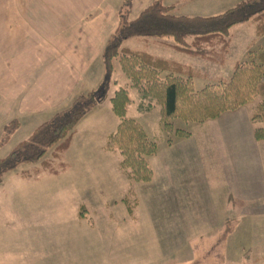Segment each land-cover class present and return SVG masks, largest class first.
Wrapping results in <instances>:
<instances>
[{
	"label": "rangeland",
	"instance_id": "obj_1",
	"mask_svg": "<svg viewBox=\"0 0 264 264\" xmlns=\"http://www.w3.org/2000/svg\"><path fill=\"white\" fill-rule=\"evenodd\" d=\"M132 1L129 0L130 4ZM176 1L179 6L171 11L175 16L212 17L233 7L236 0H214L217 6H206L208 0H166L165 5ZM126 4L125 0L122 6ZM130 14L126 16L128 20ZM157 44L152 40L131 39L124 47L202 72L208 80H195V90L211 81L230 78L234 64L248 60L249 50L264 51V38H256L255 28L242 24L231 29L223 66L158 48ZM112 67L113 73L106 86L101 87L103 90L100 88L104 82L103 62L96 60L87 71L81 91L101 90L95 93V105L77 124L69 149L63 154L67 169L58 176L43 171L36 176L34 170H39L40 163L25 164L3 177L0 264H218L216 255L224 257L219 264H264V213L245 214L240 222L217 221L215 213L207 218L204 213L216 210L217 206L205 205L202 193L205 195L206 177L185 168L179 154L190 151L191 133L198 134L207 121L198 124L174 118L169 121L172 125L167 131L160 122L162 105L157 99L139 92L118 60L112 62ZM20 84H25L24 89L40 92L51 84V79L46 80L44 69L39 68L29 79L20 78L17 85ZM119 89L125 90L129 99L126 118L143 127L155 144V154L147 159L150 170L147 182L128 180L119 168V153L105 149L108 136L119 124L108 99ZM263 99L264 96H256L242 110L257 113L256 106ZM40 112L22 116L18 110L11 111L20 118L17 121L21 126L0 147V159L52 117L49 111ZM260 122L259 128H264V120ZM177 129L189 135H177ZM2 136L0 126V140ZM180 141L188 144L186 150H182V143L179 150ZM52 149L44 159L58 169L59 160L52 159ZM157 155L161 157L159 160H155ZM163 158L167 162L171 158L172 168H158L157 163ZM262 158L264 162V147ZM209 169V177L221 183L223 173ZM25 172L30 174L29 178L22 175ZM186 208H193L192 214L191 210L184 212ZM246 208L254 209L255 204Z\"/></svg>",
	"mask_w": 264,
	"mask_h": 264
},
{
	"label": "trees",
	"instance_id": "obj_2",
	"mask_svg": "<svg viewBox=\"0 0 264 264\" xmlns=\"http://www.w3.org/2000/svg\"><path fill=\"white\" fill-rule=\"evenodd\" d=\"M163 1H153L135 20H128L126 16L130 12L131 2L126 0V6H122L118 13V26L103 48L105 72L100 88L106 86L113 73L112 62L118 60L123 73L137 90L154 97L162 105L160 122L167 131L172 125L169 121L174 118L200 124L248 105L258 95L264 96V51L256 53L249 50L248 60L236 62L230 78L211 81L202 89L195 90V80H208L202 72L145 51H132L123 47L131 39L152 40L177 53L223 66L234 26L252 24L255 37L264 38V0H242L212 17L175 16L171 14L174 7L165 6ZM123 8L125 11L122 13ZM98 91L75 96L69 107L55 112L50 120L39 125L26 140L1 158L0 184L7 173L25 164L40 163L39 170H34L36 176L41 171L52 176L64 172L67 164L62 161L63 154L69 149L77 124L95 105V93ZM108 100L119 124L115 132L108 136L105 149L107 152L119 153V168L128 180L147 182L150 179L147 159L155 154V144L147 137L143 127L126 118L129 99L125 90H116ZM256 110L252 120L263 121L264 99L256 106ZM18 127L17 120L3 127L0 147ZM182 133V130H175L177 135H189ZM254 137L256 141H263L264 128L255 129ZM50 149L52 159L59 160L58 169H54L51 162L44 159ZM22 175L27 178L30 176L26 172ZM225 231L227 233V229ZM223 258V255H216L218 264L223 262Z\"/></svg>",
	"mask_w": 264,
	"mask_h": 264
},
{
	"label": "crops",
	"instance_id": "obj_3",
	"mask_svg": "<svg viewBox=\"0 0 264 264\" xmlns=\"http://www.w3.org/2000/svg\"><path fill=\"white\" fill-rule=\"evenodd\" d=\"M124 1L0 0L2 131L7 123L20 119L11 111L18 110L22 116L38 114L41 110L53 115L69 107L75 96L84 93L81 85L87 71L96 60L102 64L103 48L118 26V13ZM153 1L133 0L130 20H135ZM213 1L208 0L206 6H217V2ZM240 1H234L232 6ZM165 6L177 7L179 2ZM245 25L254 27L252 24ZM157 46L164 48L160 44ZM39 68L44 69L46 80L51 79V84L44 91H29L22 88L25 84L17 85L20 78L29 79ZM244 107L207 121L202 131L191 133L190 151H179L185 168L206 177L205 195L202 193L205 205L217 207L204 214L208 218L209 214L215 213L217 221L226 219L240 222L245 214L264 213V140L256 141L254 137L255 129L262 122L253 121V111L244 112ZM183 142L187 143L185 140ZM181 143L178 144L179 150L182 144V150H186L188 144ZM167 151L164 155H167ZM158 156L155 160L161 158ZM169 162L163 158L157 166L172 168ZM175 164L173 160V168H176ZM209 168L223 173L221 183H215V177H209ZM249 204H255V208L247 209ZM192 209L191 212L188 208L183 211L192 214Z\"/></svg>",
	"mask_w": 264,
	"mask_h": 264
}]
</instances>
